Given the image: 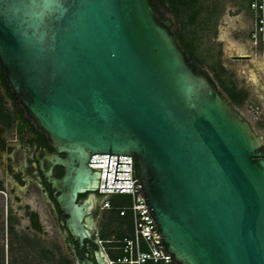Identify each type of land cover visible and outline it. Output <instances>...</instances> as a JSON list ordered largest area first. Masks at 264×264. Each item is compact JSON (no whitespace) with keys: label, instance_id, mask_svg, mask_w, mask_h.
Returning a JSON list of instances; mask_svg holds the SVG:
<instances>
[{"label":"water","instance_id":"1","mask_svg":"<svg viewBox=\"0 0 264 264\" xmlns=\"http://www.w3.org/2000/svg\"><path fill=\"white\" fill-rule=\"evenodd\" d=\"M0 66L54 150L44 176L81 264H110L98 241L94 262L82 254L94 155L136 160L176 264H264V142L206 69L194 71L150 0H0Z\"/></svg>","mask_w":264,"mask_h":264},{"label":"flooded vegetation","instance_id":"2","mask_svg":"<svg viewBox=\"0 0 264 264\" xmlns=\"http://www.w3.org/2000/svg\"><path fill=\"white\" fill-rule=\"evenodd\" d=\"M189 63L196 72L203 70L191 58ZM259 91L264 96V90ZM52 153L47 135L30 119L0 66V264H81L78 243L66 229L58 194L44 176V157ZM52 173L59 179L64 169L55 166ZM88 196H80L79 203ZM93 196L91 240L85 241L82 254L94 262L97 248L93 245L106 198L98 193ZM109 242H119V238Z\"/></svg>","mask_w":264,"mask_h":264},{"label":"rangeland","instance_id":"3","mask_svg":"<svg viewBox=\"0 0 264 264\" xmlns=\"http://www.w3.org/2000/svg\"><path fill=\"white\" fill-rule=\"evenodd\" d=\"M250 0H199L194 12L174 15L166 0H153L157 14L163 20L173 22L175 32L182 27L191 43L189 56L194 66L204 72L214 82L216 88L231 102L233 108L251 126L264 142V51L256 49L249 40L252 20L249 12ZM230 46H239L240 49ZM236 56H249V60L236 59ZM254 73V74H253ZM255 75L256 81L252 80ZM108 200L119 207L129 206L128 198L110 197ZM111 212H103L98 221L97 241L110 261H114L120 247V236L127 220H117ZM119 226H118V224ZM120 227V228H119ZM132 228L124 231L131 235ZM65 251V250H64Z\"/></svg>","mask_w":264,"mask_h":264},{"label":"built area","instance_id":"4","mask_svg":"<svg viewBox=\"0 0 264 264\" xmlns=\"http://www.w3.org/2000/svg\"><path fill=\"white\" fill-rule=\"evenodd\" d=\"M248 8L252 20L249 40L254 48L264 51V0H250ZM89 167L95 172L100 169L96 193L129 200L127 207L114 206L108 199L102 206L104 211L115 212L119 218L127 220L123 230L131 227L133 232L120 241L117 259L109 260L110 264H176L162 245L157 226L146 207L136 160L131 156L94 155Z\"/></svg>","mask_w":264,"mask_h":264},{"label":"trees","instance_id":"5","mask_svg":"<svg viewBox=\"0 0 264 264\" xmlns=\"http://www.w3.org/2000/svg\"><path fill=\"white\" fill-rule=\"evenodd\" d=\"M150 2H151V5H152L154 11L156 12L155 6L153 4V0H150ZM166 2L169 4V7L173 10L174 15L176 17H178L179 15H181V13H183L185 11H187V12L189 11L191 13L194 12L195 8L197 7V5L199 3V0H166ZM156 14H157V12H156ZM158 17L161 20H163V18H161L159 15H158ZM177 20L179 21V17L177 18ZM175 33H176V36H177L178 45L183 50H185L187 56L190 58L188 51L192 47L191 41L187 37H185V33H182V27H180V30L178 32H175ZM194 71L196 72V70H194ZM210 80H211V78H210ZM212 83H213L214 87H216L213 81H212ZM136 167H137V164H136ZM137 170H138V167H137ZM110 214L111 215H109V220H110L111 223L115 222V221H112V217L113 216H115V218L117 220L121 219V218L118 217V214L115 213V212H111ZM112 214H113V216H112ZM122 220L125 221V219H122ZM118 226H119V224H118ZM120 233L121 234H120V236L118 238L121 241L126 235L124 234L123 231L122 232L120 231ZM93 248L96 249L97 245H93ZM90 260L93 261V258L90 257Z\"/></svg>","mask_w":264,"mask_h":264},{"label":"bare ground","instance_id":"6","mask_svg":"<svg viewBox=\"0 0 264 264\" xmlns=\"http://www.w3.org/2000/svg\"><path fill=\"white\" fill-rule=\"evenodd\" d=\"M233 47H234V48H237V50L240 49L239 46H230V50H231ZM253 74H254V73H253ZM252 80H253V81H256V80H257L256 77H255V75L252 76Z\"/></svg>","mask_w":264,"mask_h":264}]
</instances>
